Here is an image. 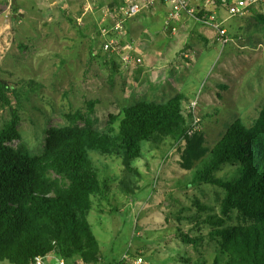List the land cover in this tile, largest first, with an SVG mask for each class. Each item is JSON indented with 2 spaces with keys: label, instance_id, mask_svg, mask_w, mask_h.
Returning a JSON list of instances; mask_svg holds the SVG:
<instances>
[{
  "label": "rangeland",
  "instance_id": "rangeland-1",
  "mask_svg": "<svg viewBox=\"0 0 264 264\" xmlns=\"http://www.w3.org/2000/svg\"><path fill=\"white\" fill-rule=\"evenodd\" d=\"M113 7V0H0V76L15 84L20 101V139L9 146L24 145L30 154H38L45 131L68 125L69 115L78 111L86 113L89 100L94 102L95 128L103 130L109 114L152 99L146 83L156 84L163 77L175 87L182 85L189 100L185 108L197 100L201 124L196 137L203 146L212 147L237 118L247 127L253 125L264 104V30L252 14L229 17L225 10L216 12L226 30L225 43L215 29L190 17L195 31L176 35L188 40V48L176 47L169 36L159 39L161 23L138 17V25L127 27L120 51L104 52L100 29L112 25ZM196 30H211L212 35L206 38ZM142 31L150 38L140 37ZM156 46L160 51L170 48V53L146 67V52ZM139 48L141 62L136 63ZM170 65L178 73L166 70ZM29 81L41 87L30 89ZM8 116V109L0 107V127ZM175 141L167 137L161 145L143 143V155L131 162L130 171L116 156L90 154L100 179L107 181V199L95 198L87 217L104 263L120 264L128 254L129 262L122 264H134L137 256L142 257L140 264H184L186 259L213 264L215 257L223 264L216 252L218 238L209 234L213 227L204 221L218 214L223 191L207 184L188 185L199 161L185 169L183 156L189 154L185 143L174 147ZM232 170L226 163L215 175L229 178ZM238 223L245 221L235 210L224 221ZM184 234L199 237L198 243L182 242Z\"/></svg>",
  "mask_w": 264,
  "mask_h": 264
},
{
  "label": "trees",
  "instance_id": "trees-1",
  "mask_svg": "<svg viewBox=\"0 0 264 264\" xmlns=\"http://www.w3.org/2000/svg\"><path fill=\"white\" fill-rule=\"evenodd\" d=\"M124 4L113 0V10ZM197 15L202 17L201 12ZM252 17L264 30V15L253 11ZM27 85L41 87L32 81ZM18 98L15 84L0 76V107L9 113L0 127V260L28 264L36 255L57 250L68 264H106L87 217L95 198L107 199V181L100 179L90 154L116 156L124 169L132 170L131 162L143 155V143L161 145L167 137L182 136L187 99L177 93L164 102L137 101L109 114L103 130L95 128L94 102L89 100L86 113L78 111L69 115L68 125L48 128L41 151L30 154L24 145H8L20 139ZM196 136L182 143L189 154L182 165L189 170L199 161L188 185L207 184L223 191L218 214L204 220L213 227L209 234L218 238V257L223 264H264V104L252 126L235 119L212 147L203 146ZM226 163L233 167L230 177L216 176ZM233 210L245 223L224 225ZM181 239L193 246L199 241L187 234ZM184 262L204 264L199 259Z\"/></svg>",
  "mask_w": 264,
  "mask_h": 264
},
{
  "label": "built area",
  "instance_id": "built-area-1",
  "mask_svg": "<svg viewBox=\"0 0 264 264\" xmlns=\"http://www.w3.org/2000/svg\"><path fill=\"white\" fill-rule=\"evenodd\" d=\"M160 0H123L125 3L119 10L114 11L111 18L112 25L100 29V35L103 37L102 50L104 52H119L121 39L126 34L125 23L135 15L144 10H151ZM169 6L167 20L172 21L178 19L182 13L193 18L196 21L203 22L207 26L212 27L218 32L223 43L226 42V30L221 27V23L217 22L214 17H199L196 10L189 5V0H162ZM221 6L229 17H240L252 14L253 11L264 15V0H220ZM118 15L116 16V13ZM135 62H141L138 57ZM197 100L191 101L186 106V128L182 136L175 141L174 147L182 144L186 138H190L200 131L201 118L197 111ZM142 257L137 256L134 264L142 263ZM121 262H129L128 254H124ZM28 264H68L66 259L57 251L51 250L45 254L36 255Z\"/></svg>",
  "mask_w": 264,
  "mask_h": 264
},
{
  "label": "crops",
  "instance_id": "crops-1",
  "mask_svg": "<svg viewBox=\"0 0 264 264\" xmlns=\"http://www.w3.org/2000/svg\"><path fill=\"white\" fill-rule=\"evenodd\" d=\"M63 1L71 2L72 0H63ZM214 1L216 2L215 4L213 3ZM30 4L33 5L34 3L32 2ZM189 5H190V7L194 8L199 13L201 12L202 14L206 15L207 17L208 16L214 17L216 21H219L215 16L216 12L220 9L224 10V8L220 4V0H189ZM168 10H169V6L166 5L165 3H163L162 0H160L155 4L153 9L147 10V11L144 10V11L140 12L139 14H137L135 17L130 18V20H128V22H127V27L132 23H135L136 25H138L139 23L138 24L136 23L138 21V17L147 16V17H149L150 21H153L155 23L156 22L161 23V26L159 27V32H158V38L159 39H162L165 36H169V37L175 38L176 43H177L176 47H178L179 45H182V46L184 45L186 48H188V45H189L188 40L185 38L186 41H182L180 38H176V35L180 34L179 32L182 31L183 33H185L184 36L186 37V35H190L191 31H195V29L190 26V23H193L192 20H190V17L187 16V14L182 13L178 19L172 20V21H167ZM219 22L221 23V21H219ZM221 27H223L222 24H221ZM187 29H188V31H187ZM127 30H128V28H127ZM196 31L199 32L198 30H196ZM128 32H129V30H128ZM199 33L201 35H205L206 38H207V36L211 37V35H212L211 30H206L205 33H203V32H199ZM197 36L198 35H196V37ZM140 37L150 38L148 35L144 34L143 31L141 32ZM177 39H179V40H177ZM179 41H182L183 43H181ZM145 47H146V44H145ZM143 49H144V47H143ZM169 50H170V48H168L167 51H164V50L160 51L159 47L156 46V48L154 50L149 51V52L147 51L146 54L148 53L149 56H147V58L145 59L147 61V65H145V66L150 67V66H148V64L150 62H152V63L156 62L157 63L159 61V58L163 59V56L164 55L166 56V53ZM142 51L143 50H141V48H139V53H138L137 57H139L140 59H141ZM169 53H170V51H169ZM169 67L170 68H166V70L169 69L172 74L178 73V72H175L173 70L174 65H170ZM157 81H156L157 83L154 84L155 82H148V78L146 79V82H148V83H146L148 85L147 87L153 93L152 99L150 96V97L146 98V100L156 102L157 100H159V98L168 99L177 93H182V91L180 89V88H182V85L175 87L174 84L167 81L164 77H163V80L159 79ZM170 84H172V85H170ZM182 94L184 95V93H182ZM185 98L187 99L186 96H185ZM187 101H189V100L187 99Z\"/></svg>",
  "mask_w": 264,
  "mask_h": 264
}]
</instances>
